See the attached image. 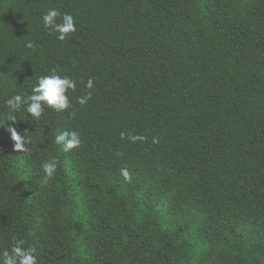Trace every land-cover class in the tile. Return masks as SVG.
Returning <instances> with one entry per match:
<instances>
[{
    "label": "trees",
    "instance_id": "1",
    "mask_svg": "<svg viewBox=\"0 0 264 264\" xmlns=\"http://www.w3.org/2000/svg\"><path fill=\"white\" fill-rule=\"evenodd\" d=\"M48 9L77 30L58 40ZM52 69L72 107L9 121ZM13 237L38 264H264V0H0V252Z\"/></svg>",
    "mask_w": 264,
    "mask_h": 264
},
{
    "label": "clouds",
    "instance_id": "2",
    "mask_svg": "<svg viewBox=\"0 0 264 264\" xmlns=\"http://www.w3.org/2000/svg\"><path fill=\"white\" fill-rule=\"evenodd\" d=\"M58 17H61V13L58 9H48L43 14L42 21L45 28L50 29L54 33H58V40L64 41L77 30L76 23L73 15L70 13H64L60 22H58ZM26 46L30 49L35 48L34 43L31 41H29ZM76 87L77 85L74 79L66 75L61 76L55 69H52L50 74L38 78V83L32 88L30 95L24 97L20 94H15L6 100V105L9 108L7 119L15 123L17 118L13 113L20 110L22 105H27V112L36 120H40L43 117L45 105L55 111H66L72 107L68 92L69 90L75 92ZM86 87L88 89L94 87V81L91 78L87 81ZM91 97L92 93L89 91L86 95L79 97L77 102L81 106H84ZM69 115L75 116V112ZM9 131L11 132V139L14 141V151H27L28 149L24 146L25 142L31 143L28 139V131L25 130V137H22L15 128H10ZM120 136L121 139L127 138L133 143L137 141L143 142L147 139L143 135H135L126 132H121ZM157 142L158 139L154 137L153 143ZM55 143L62 145L64 152H69L81 146V137L77 131L64 130L55 136ZM57 167L58 162L55 159L42 162L41 168L44 175L41 179L43 184L47 185L55 178ZM120 174L126 181L131 182L132 176L126 167L120 169ZM26 243L27 241L25 239L13 237L10 248L0 252L2 264H38L37 256L34 254L35 249L26 247Z\"/></svg>",
    "mask_w": 264,
    "mask_h": 264
}]
</instances>
